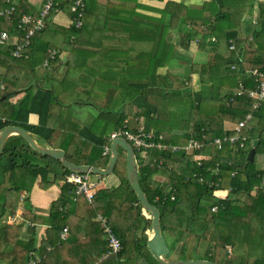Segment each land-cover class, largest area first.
<instances>
[{
  "label": "trees",
  "instance_id": "16d2710c",
  "mask_svg": "<svg viewBox=\"0 0 264 264\" xmlns=\"http://www.w3.org/2000/svg\"><path fill=\"white\" fill-rule=\"evenodd\" d=\"M6 1L0 0V9ZM10 1L35 16L43 6V0ZM60 2L64 14L50 13L22 57L14 58L10 47L0 45V95L6 97L0 101V128L23 127L47 145L64 149L71 162L96 167L107 165L110 153L104 151L113 133L143 128L170 145L160 151L129 140L140 185L160 210L169 258L264 264V100L240 93V86L249 91L263 80L253 71L264 72V0H205L197 5L185 0H86L84 24L77 29L66 19L75 16L72 4ZM19 41L24 42L23 36ZM49 48L65 56L52 58ZM197 51L207 58L194 59ZM45 67L46 74L40 73ZM195 75L199 89L193 88ZM23 76L29 82L21 87ZM18 92L24 97L14 102ZM78 103H90L101 113H121L114 121L94 117L84 124L72 113ZM249 113L253 122L244 147L236 151L226 142L218 149L214 139L232 132ZM79 139L84 140L82 149L76 147ZM192 140L205 142L201 151L172 150ZM257 140L255 159L247 163ZM91 153L95 161L87 158ZM197 154L211 157L201 161ZM216 164L220 188L230 190L226 197L201 180L215 178L209 168ZM50 168L69 172L11 136L0 157V203L10 189L18 202L37 181L41 189L51 187L56 172ZM113 174L118 186L100 188L92 203L64 183L47 217L35 213L30 203L23 222L0 224V264H161L147 248L152 219L128 180L124 150ZM214 206L219 208L214 211ZM5 211L0 206V217ZM99 214L117 217L118 252H110ZM64 226L70 230L66 240L60 238Z\"/></svg>",
  "mask_w": 264,
  "mask_h": 264
},
{
  "label": "built area",
  "instance_id": "2783aa9c",
  "mask_svg": "<svg viewBox=\"0 0 264 264\" xmlns=\"http://www.w3.org/2000/svg\"><path fill=\"white\" fill-rule=\"evenodd\" d=\"M70 2L71 12L75 15L73 18H66L67 23L70 28L77 29L81 28L84 24V16L86 12V0H63ZM52 11H55L57 14H64L63 5L60 0H43V6L40 8V11L37 16L32 14L22 13L16 8V6L10 1L7 0L5 5L0 9V45L4 47H10V53L14 58L22 57L25 47L29 46L33 42V36L44 29L45 20L50 15ZM23 36L24 42H20L19 39ZM232 43L233 40H230ZM14 48H11L13 47ZM231 48H234V45H231ZM48 53L51 57L61 56L62 51L60 49L49 48ZM46 67L48 62L44 64ZM253 75L257 78H262L263 80L259 83L257 88H252L251 90H246L243 86H240L241 95L248 96L250 99L256 98L258 100H264V72L258 71L257 69L253 71ZM4 89V85L0 84V90ZM1 98V95H0ZM258 104H254V108H257ZM253 122V116L251 113L247 114L245 118L238 124V126L229 133H226L222 137H217L214 139L213 144L218 148L222 149L224 143L228 142L232 147L236 148V151H239L240 148L244 147L248 135L246 131L250 128V125ZM117 136L125 137L128 141L132 140L137 147H156L160 151H164L170 148L169 144L162 143L157 141L153 134H147L143 131V128L140 129L137 133H130L127 131L115 132L112 135V138ZM162 139V137H160ZM205 142H200L197 140H192L186 146L173 145L172 150L178 152L180 150L188 151H201L204 147ZM110 153V146L105 147L104 155ZM210 155L197 154L196 159L201 161L210 159ZM235 163V162H233ZM210 171L214 172L215 178L202 177V182L206 183L209 187L215 189V193L220 197H226L230 190L221 189L220 183L222 180L221 170L219 164H216L215 167H210ZM65 183L75 187L76 196H83L89 203H92L93 200L97 197L98 191L101 187V176L99 175L98 180L91 178L90 173H80L76 171H69L63 175ZM261 189L264 190V180L261 185ZM31 196L30 192L24 191L21 194L20 201L25 203V200ZM219 206H214L213 210L216 211ZM24 212L25 207L23 205L18 209L8 208L7 216L8 219L6 223L13 224L24 221ZM98 220L101 222L107 245L110 249V252H118L121 249V243L114 231V225L117 221V218H108L105 215H98ZM30 226H33L29 222ZM70 230L67 226H64L60 238L66 240L69 236ZM232 253L231 250H229ZM35 261H32L28 264H35Z\"/></svg>",
  "mask_w": 264,
  "mask_h": 264
},
{
  "label": "water",
  "instance_id": "95a60500",
  "mask_svg": "<svg viewBox=\"0 0 264 264\" xmlns=\"http://www.w3.org/2000/svg\"><path fill=\"white\" fill-rule=\"evenodd\" d=\"M199 79V75H197ZM200 79L198 80V84ZM6 97L1 98L0 101ZM11 136H19L27 145L35 152L54 158L59 161L69 171H76L80 173H90L100 176H108L113 174L114 169L120 158V150L125 151L126 169L128 180L135 191L140 203L145 211L149 212L152 219V228L148 232L149 237L147 241V248L152 254L154 259L161 264H221L213 262L204 258H187L184 260L171 259L170 248L168 246L165 235L163 234L161 224L160 210L149 201L147 195L142 189L138 176V163L135 156V150L132 144L125 138L117 136L112 138L110 144V157L105 167H96L91 164H76L68 160L66 151L59 147H52L46 144L45 141L41 142L30 131L17 125H7L0 128V157L4 152L7 140ZM259 145V140L255 143L253 148L248 154L247 163L255 159L256 148Z\"/></svg>",
  "mask_w": 264,
  "mask_h": 264
},
{
  "label": "rangeland",
  "instance_id": "374dc122",
  "mask_svg": "<svg viewBox=\"0 0 264 264\" xmlns=\"http://www.w3.org/2000/svg\"><path fill=\"white\" fill-rule=\"evenodd\" d=\"M189 1H187V4L189 3ZM256 6H258V5H256ZM152 14L155 15V13H152ZM158 15L161 16V12ZM57 19H58V21L60 23L66 24V19L64 18L63 15H58L57 16ZM192 49H195V48H190V50H192ZM198 52L199 51L196 52L195 59L196 60H199V61L200 60H203L204 61L207 58V55L202 54V53H198ZM61 56L64 57L65 56L64 53L61 54ZM45 71H47L46 67L44 69L43 68H40L39 69V72L42 73V74H46ZM180 73L183 74V73H185V71L183 69H180ZM193 82H194V78H193ZM194 87H195V84L193 85V88ZM72 113L81 122H83L85 124V123H90L94 119V117L95 118H98V119H100V117H103L106 120L114 121L119 116V113H121V110L119 111V113L110 114V112H109L108 114H101V115H99L100 112L98 110H96V108L94 106H92L90 103H87V104H79L78 103L77 105H74L73 106ZM83 143H84V140L83 139H79L78 140V145L76 147L79 148V149H82L83 148ZM119 152H120V154H122L123 153V150L121 149ZM87 158L88 159L90 158L92 161H95L96 156L93 153H91V154H88L87 155ZM54 171L56 172V174H54V183L51 186L60 187V186H62L65 183L64 177H63V175L57 169H55ZM91 178L94 179V180H98L99 179V175L91 174ZM262 184H263V180H262L261 185ZM117 186H118V176L116 174H111V175H108V176H102L101 177V187L100 188H106V187H108V188L115 189ZM14 195H15L14 191L12 189H10L8 191V193H7V197H6L5 202L0 203L1 208L6 207V213H5V215L2 216V217H0V224L6 223V221L8 219L7 209L10 207V205L11 206L12 205H14V206L16 205L18 207V209L20 208L21 205H23L25 207V211H27V209H28V205L30 204L29 203V200L26 199L25 200V203H21V201L19 199V201L16 202V200L14 198L15 197ZM39 212L41 214L46 215V216H43V217H47V214L49 213V210H48V208H43V207L40 208L39 207ZM35 213H36V211H35ZM145 214L148 217H150L149 212L145 211ZM28 234L26 232V237H28ZM170 246H171V243H170ZM173 255H174V253H173Z\"/></svg>",
  "mask_w": 264,
  "mask_h": 264
},
{
  "label": "crops",
  "instance_id": "0c3cea01",
  "mask_svg": "<svg viewBox=\"0 0 264 264\" xmlns=\"http://www.w3.org/2000/svg\"><path fill=\"white\" fill-rule=\"evenodd\" d=\"M176 1H178V0H176ZM187 1H189V0H185V2L187 3ZM203 1H205V0H190L189 1V3L188 4H195V5H197L198 3H200V2H203ZM206 1H208V0H206ZM78 41H79V43H81V44H87L88 45V43L83 39L82 40V38H79L78 39ZM85 41V42H84ZM195 55H196V53L194 54V59H195ZM38 78H41V77H38ZM193 78H194V84H195V88H198L199 89V87H200V83L198 84V77H197V75H195V76H193ZM29 82V79L28 78H26L25 76H23L22 77V79H21V81H20V86L21 87H23V86H25L27 83ZM24 97V94H23V92H18L15 96H14V99H13V101L14 102H18V101H20L22 98ZM0 100H1V98H0ZM101 114H108V113H101L100 112V114L99 115H101ZM110 114H113V113H110ZM100 117V116H99ZM100 118H102L103 120H106L105 118H103V117H100ZM31 120L33 121V122H35V121H37V116L36 115H33L32 117H31ZM108 121H110V120H108ZM59 126H62V122H59V124H58ZM36 136V135H35ZM37 137V136H36ZM37 139L39 140V141H41V142H43L44 140H42L41 138H38L37 137ZM44 143V142H43ZM231 162H234V161H231ZM240 162H235V164L236 165H240L239 164ZM50 169H54L55 170V168H50ZM55 172V171H54ZM54 174H56V173H54ZM35 189V190H34ZM34 189H33V191L30 193L31 194V198L29 199V203H31V204H33L34 205V209H35V211H36V213H38V214H40V215H42V216H46V215H44V214H41L40 212H39V207L40 208H48V210H49V206H50V204H51V202L53 201V200H55L57 197H58V195L60 194V189H59V187H56V186H51V187H49L48 189H41L40 187H39V181H37V183H36V185L34 186ZM14 206H11L10 205V207L9 208H13ZM6 208V207H5ZM6 212V211H5ZM117 218V217H116ZM45 227V226H44ZM44 230L45 229H43L42 230V234H43V232H44ZM29 234L31 233V230H29V232H28ZM45 244L46 243H48L47 241L46 242H44Z\"/></svg>",
  "mask_w": 264,
  "mask_h": 264
},
{
  "label": "bare ground",
  "instance_id": "6f19581e",
  "mask_svg": "<svg viewBox=\"0 0 264 264\" xmlns=\"http://www.w3.org/2000/svg\"><path fill=\"white\" fill-rule=\"evenodd\" d=\"M85 42V41H84Z\"/></svg>",
  "mask_w": 264,
  "mask_h": 264
}]
</instances>
